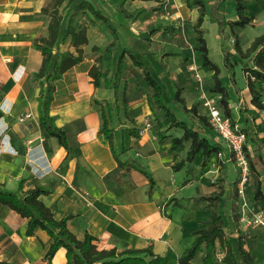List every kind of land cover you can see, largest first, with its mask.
Returning a JSON list of instances; mask_svg holds the SVG:
<instances>
[{"label": "crops", "instance_id": "crops-1", "mask_svg": "<svg viewBox=\"0 0 264 264\" xmlns=\"http://www.w3.org/2000/svg\"><path fill=\"white\" fill-rule=\"evenodd\" d=\"M56 1L0 0V183L10 191H18L21 180L24 181V190L36 186L51 188L53 192L42 195L40 199L50 207L57 219L71 217L68 227L80 239L87 232L95 236L99 250L116 248L123 251L128 248H146L152 244L155 254L169 257L170 264H179V257L194 243L196 230L204 226L211 216L206 208L208 203L194 199L214 192L218 186V177L222 174L225 178L223 171H230L234 164L224 159L227 158L225 152L223 160L226 162L223 164L226 168L222 171L215 154L207 166H203L204 155L201 151L193 162L187 163L180 171H174L173 166L186 159L190 143L185 142L176 151H170L172 139L182 136L183 131L178 128L167 131L165 127H155L157 122H152L149 117L151 111L148 96L143 94L144 87L138 81L142 70L136 66L126 69L124 63L119 91L123 90L124 93L127 83L125 96L128 118L122 110L121 100L114 107L115 110H111L110 117L111 127L114 129V149L125 164L119 165L109 142L101 133L102 104L96 103V99L104 100L103 106H106L105 100L111 103L112 90L95 88L89 75L95 64L100 65L92 58L91 54L96 53L92 51L93 46H101L113 40L110 30L99 24L84 26L89 38V43L83 46L84 61L72 67L63 79L56 82L55 100L51 105L52 115L57 117L58 125L67 132L72 152L69 153L62 147L56 137L48 135L40 125L38 98L41 87L33 79V75L41 66L42 54L34 47V43L36 39L49 35L48 27ZM89 1H94L105 15L114 19L113 22H116L117 17L121 24L126 25L129 44H125L122 33L114 22L120 36L114 49L115 61L118 60L115 50L120 43L123 44V50H132L136 57L141 53L150 61H157L159 65L155 64V77L161 79L165 97L169 93L170 100H175L177 88L180 87L187 106L190 108L198 103L199 113L202 115L206 113L204 96H212L220 101L221 94L210 91L214 85L213 71L202 67V60L196 50L199 44L193 25L199 16L197 9H188L185 0ZM124 1L128 10L143 8L145 13L136 21L126 19L121 10ZM206 1L208 8H211L212 2ZM252 2L254 0L246 1L248 8ZM258 3L264 6V0ZM235 4L236 2H231V14L226 5L224 7L230 20L238 17L237 11H233ZM175 16L182 22V27H191L188 37L191 38L190 48L197 53L196 69L189 59L191 53L188 47L176 46L173 49L174 56L164 57L166 53H170L166 52L167 43L152 40L161 33L157 28L169 23L165 18L175 20ZM211 21V17L207 15L202 26L208 48V28L213 32L218 31V25ZM148 30L155 31L150 42L144 40L140 43L134 40L141 38L140 34ZM236 31L241 36L242 30ZM241 38L242 36L240 40L245 49L254 40L252 38L245 44ZM231 43L235 44L234 38ZM67 50L76 51L70 38L60 46V51ZM99 53L103 56L105 54ZM162 60L168 66L167 72L162 68ZM238 68L242 70L241 66ZM242 80L243 84L239 83L242 89L240 95L234 87L232 90L229 86H224L230 95L234 119L247 126V116L242 113L241 106L246 109L255 107L251 103L252 96L245 75ZM257 86L262 87L264 100V84L258 82ZM140 88L142 90L138 91ZM176 104L171 106L178 110ZM28 113L32 117L20 121ZM256 113L259 118V115H264V110L256 109ZM119 119L123 124L116 126V120L121 122ZM131 120H135L136 124H127ZM147 121L152 123V128L140 135L139 130ZM132 127L136 128L134 129L138 135L131 134ZM203 132L210 140L219 142L213 129L204 127ZM161 133L166 137L163 140L160 139ZM259 135L264 139L260 132ZM136 166L152 173L156 180L151 197L148 195L149 180ZM260 181L264 193V181L262 178ZM228 182H225L227 189ZM174 201H178L181 206H174ZM256 204L263 208L261 202ZM229 209L231 205L226 207V210ZM220 210L223 215L221 204ZM226 224L230 227L232 243L236 245L239 235H244L246 247L256 255L260 264H264V227H243L233 218V214L226 220ZM27 226L28 219L0 204V260L13 264H67L65 248H60L52 259L47 258L52 242L50 236L38 228L33 236L28 237ZM203 254L204 249L191 264H203ZM146 259L149 261L151 257Z\"/></svg>", "mask_w": 264, "mask_h": 264}, {"label": "trees", "instance_id": "trees-1", "mask_svg": "<svg viewBox=\"0 0 264 264\" xmlns=\"http://www.w3.org/2000/svg\"><path fill=\"white\" fill-rule=\"evenodd\" d=\"M212 7L208 9L206 0H185L186 6L190 10L197 9L199 16L197 22L193 25V31L196 33V41L199 44L196 47L198 56L202 60L201 65L213 71L212 78L214 85L210 88L212 93L221 94L219 101L220 108L230 117L233 123L236 120L233 117L230 104V95L224 86L220 75L221 69L211 57L208 44L205 38V31L202 26L207 15H210L216 21L221 37V49L224 58V64L228 71L230 82L236 93L241 94L242 89L237 82L236 67L242 66L244 75L247 80L248 90L252 96L251 103L255 109H246L243 106L242 113L247 116L246 129L242 128L248 137V141L256 145L259 158L261 160L264 172V139L260 137L255 120L258 118L257 110H264L263 89L258 87L257 83L264 84V32L256 36L248 48H244L241 44L240 35L236 29H243L247 26L255 25L254 16L247 14V0H235L236 11L238 17L234 20L227 19L225 14V3L227 0H211ZM261 1V0H255ZM64 2L66 4L64 5ZM63 6V7H62ZM61 8H63L61 10ZM65 10L66 14H63ZM122 13L126 19L136 21L144 13L145 9L138 8L130 11L125 6V1L121 6ZM80 13L88 14V18L92 24L101 21L107 29L110 30L113 40L105 42L101 46H93V52L107 53L108 58L100 67L95 64L89 71L95 88L111 89L115 93L119 91L121 84V74L125 60L129 56L134 66L143 70V82L152 90V95L148 102L151 111L156 113L162 111L165 119L170 123L171 128H178L183 131L182 136L172 139L170 151H176L185 142L190 143V150L186 159L177 162L173 169L180 171L187 163L193 162L197 154L201 151L204 155L203 166H207L208 161L214 154H219L224 146L220 142L212 141L205 135H202L200 128L208 127L212 129V125L206 115L199 113L198 103H194L190 108L187 106L186 98L182 96V88L178 87L175 95V101L181 112L188 118L192 116L197 119L201 125L193 123L190 125L186 120L179 119L176 111L172 106L168 105L165 100V89L162 86L160 78L154 76L147 64L140 61L130 49H124L115 61L113 58L114 49L120 40L119 30L112 19L103 13L94 1L89 0H57L55 9L52 12V18L49 23V35L36 39L34 47L42 54V63L39 70L34 73L33 79L40 84L41 93L39 100V118L41 128L50 136L56 137L62 147L71 153L67 132L64 127L58 125L57 117L51 113V105L55 100L56 82L63 79L65 73L72 67L82 63L85 58L84 45L89 43L87 31L80 29L77 17ZM230 28V32H227ZM71 39L72 45L76 51H60L61 44ZM235 39V50L232 51L227 43L230 39ZM174 53H166L165 56H174ZM162 68L167 72L168 66L162 60ZM112 75V76H111ZM127 83L124 87L123 103L125 106V114H128V104L126 100ZM96 103H99L96 101ZM111 112L107 106L102 105L103 125L101 133L109 142L115 159L119 165L124 166L117 156L114 149V129L110 122ZM252 120V122L250 121ZM249 122V123H248ZM133 135H138L135 129L130 131ZM164 133H161L160 139L163 140ZM247 156L251 165V171L255 170L252 154L247 149ZM220 169L223 167V160L218 157ZM136 169L142 172L149 180L148 195L151 197L156 186V180L152 173L142 167L136 166ZM222 182V183H221ZM224 177L222 174L218 177L216 184L217 189L210 195H204L195 198L194 201L207 202V210L211 216L204 226L195 232V240L191 247L187 248L179 257V264H191L197 254L204 249L202 257L203 264H260L256 255L246 247L244 235H239L236 245L230 238V227L225 223V219L220 210L226 194L224 186ZM236 191L237 195V185ZM24 181H20L18 191H10L6 186L0 183V204L8 206L11 210L18 213L23 218L28 219L26 236H33L38 228L43 229L50 236L52 242L46 254V257L52 259L60 248H65L67 253V264H170L171 259L167 256L157 255L153 251L152 244L146 248H128L119 251L116 248L99 250L97 246V238L90 233H86L85 237L80 239L68 227V220L71 217L57 219L54 213L41 199L42 195L53 192L51 188L44 186H36L33 189L24 190ZM251 198L255 202H261L264 207V193L262 191L261 182L259 181L255 191L251 194ZM174 206H181L178 201H174ZM236 206H232L233 212ZM237 219V216H234ZM151 257V260H147ZM0 264H13L11 262L0 260Z\"/></svg>", "mask_w": 264, "mask_h": 264}, {"label": "rangeland", "instance_id": "rangeland-1", "mask_svg": "<svg viewBox=\"0 0 264 264\" xmlns=\"http://www.w3.org/2000/svg\"><path fill=\"white\" fill-rule=\"evenodd\" d=\"M231 2L235 3V0H227L226 3H225L228 11H230ZM258 2L259 1H255L254 0V2H252L250 4L249 8H248L249 11H247L248 15L254 16L255 25L254 26L249 25L246 28L241 29L242 30V34H241L242 38L241 39L243 40V42L245 44L248 43V41L251 40L252 38H255L256 36H258V35H260L261 33L264 32V6H262V4H260ZM207 7H208V5H207ZM208 9H210V8H208ZM166 11L168 13L170 12L169 9H167ZM225 11H226V9H225ZM233 11H234V13H236V4L234 6V10ZM63 14L64 15L66 14L65 10H63ZM225 14H226V12H225ZM229 14H231V11L229 12ZM170 15H173V14H170ZM226 17H227V15H226ZM115 18H116V22L115 21L114 22L119 27V29H120V31L122 33V39L124 40L125 44H129L128 43L129 38H128V34H127L128 32H127L126 27H125L126 25L121 24V22L119 21V19L117 17H115ZM174 18H175V20H171L169 18H165V20H167L169 23L166 26L162 25L161 27L157 28V30L161 32V33H159L158 38L155 37V38L152 39V37H154V35H155V33H154L155 31L151 32V31L148 30L144 34H142V33L140 34L141 38H136L134 40L135 41H139L140 43H143L144 40L150 42L151 39L152 40H157V41H159L161 43L165 42V43H167L166 52H170V53H173V49H176V46H180V45L181 46H186V47H188V49H189V51L191 53V56H190L189 59L191 60L192 65L195 66L194 69H196V67H197L196 63H197V60H198L196 58L197 57V53L190 48L191 38L188 37V34H189V31H190L191 27L188 28L186 25L184 27H182V25H181L182 22L180 20L178 21L176 16ZM211 19H212L211 22L216 23L215 20L213 21L212 17H211ZM227 19H228V17H227ZM80 20H82V23H80ZM77 21H79V26L78 27L82 28V29H84V26L91 27V26H96V24H99L104 29H107L105 27V25L101 21H96V24H92L90 22L89 18H88V14L83 15V13H80L78 15V17H77ZM208 31L209 32H207V33L209 35L210 57L215 63H217L219 65V67L221 69L220 78H221L222 82L224 83V85L229 86L230 89L233 90V85L230 82V77H229L228 71H227V69L225 67V64H224V58H223V53H222V49H221V37L219 35V29H218V31L213 32L212 29H210V27H209ZM227 32H230V28H227ZM134 44H136V42H134ZM227 45L230 48V50H232V51L235 50V44L232 45L231 39L228 41ZM138 46H141V44H139ZM232 46H233V48H232ZM122 50H123V44L120 43L118 48L115 50V55L118 58L121 55ZM91 55H92V58L95 59V61L100 64L99 65L100 67H102V65L104 64V62L108 58L107 53H105L104 56L100 55L99 52L93 53ZM137 58L139 60H142V61L146 62L148 67L150 68V70L154 74V76H157V71L155 69V64L157 63L159 65V63L157 61H154V60L150 61L149 58L148 59H147V57L145 58V56L142 55L141 53L137 56ZM129 66L131 68L132 66H134V64H133L131 58L128 56L126 61H125L126 69H128ZM238 67H240V66L236 67L237 82H238V84L239 83L243 84V80H242V77H244L243 72H242L243 69L241 70ZM138 81H140L141 85H143V87H144V89H143L144 93L143 94L148 96V98H147V100H148L149 97L152 95V90H151V88L148 85H146L143 82V70H142V73H140V75L138 76ZM139 85L140 84H138V87H139ZM139 90H142V89L140 88V89H138V91ZM146 90H148L149 92H147ZM167 91H169V90L167 89ZM101 93H103V91H101ZM101 93L99 92V95H101ZM111 93H112L111 96L113 97L112 98V102L110 103L108 100H105L106 101V106L108 107L110 112H111L112 109L115 110L114 107L118 106V101L119 100L122 101V110L125 111V106H124V103H123V98H124L123 97L124 96L123 90H120L117 93H115L112 90ZM168 94L169 93H166V97H165L166 102L170 106L173 105V104L175 105L176 104L175 100H172V99L170 100ZM96 101L99 102L98 104H102L103 105L102 101H104V100L96 99ZM94 103H95V101H94ZM176 106H177V104H176ZM148 107L150 108L149 103H148ZM146 109H147V107H146ZM173 109L176 111V115H177V117L179 119L186 120L190 125H192L194 122L197 123V125H201L198 122L197 119H194L192 116H190V118H188L185 114H183L181 112V110L179 109V107H178V110L175 109V108H173ZM150 111H151V109H150ZM126 117L128 118V115ZM149 117L152 120V122H154V123L157 122L156 125H155V127L157 129L165 127V128H167V131H172L173 130V128L170 127V123L165 119V115H164V113L162 111H157L154 114L151 111ZM119 121H121V119H119ZM134 121L135 120H131L132 124L130 122H127V124L132 126L133 124H136ZM250 121L252 122V120H250ZM257 121H258V123H257ZM255 122L258 125L257 128H258L260 134L264 137V115H262L261 117L259 115V118H257L255 120ZM120 124H123L122 121L118 123V120H116V126H119ZM164 124H165V126H164ZM240 125L244 129H246V127H247L244 124V122L241 123ZM132 128L134 129L135 127H132ZM170 129H172V130H170ZM212 129H213V127H212ZM199 130H200V132L202 134V132L204 131V127L203 128L201 127ZM176 131H178V130L176 129ZM248 144H249V152L252 154V157H253V160H254V165H255V170L251 174L250 181H249L248 186H247V193L250 194L252 191H254L256 189L257 184L260 181V178H262V180L264 181V172H263V166H262L261 160L259 158V152H258V149H257L256 145H254L252 142H249V141H248ZM225 152H227V156H228V151L226 149H223L220 153H223V156H224ZM215 155L217 156V158L219 157V154L218 155L215 154ZM221 158H223V157H221ZM222 165H223V167H222L221 171L223 170V168H226L224 164H222ZM228 166H231V164H228ZM223 172H224V175H226V177L224 178V182H223L225 187H226V183H225L226 180L229 181L228 182L229 183L228 184L229 185V189L226 188V194H225L224 199H223V201L221 203L223 217L225 219V223H226V220H228L229 217H232V214H233V218H234V216H237V221H239L238 220V214L236 213V212H238L237 209L239 207V198L235 194L236 182H237V179H238V170H237V167H231L230 171L229 170H227V171L225 170ZM229 205H231V209L226 210V207H228ZM233 205H235L237 207L236 211H234V212L232 210V206Z\"/></svg>", "mask_w": 264, "mask_h": 264}, {"label": "built area", "instance_id": "built-area-1", "mask_svg": "<svg viewBox=\"0 0 264 264\" xmlns=\"http://www.w3.org/2000/svg\"><path fill=\"white\" fill-rule=\"evenodd\" d=\"M199 80L201 77L197 74ZM203 106L206 109L205 115L208 117L214 131L217 134L218 140L223 144L224 149L228 151V156L225 160L233 162L234 167L238 170V186L237 196L239 198L238 218L241 226L249 228L253 226L264 227V207H258L251 196L247 193V186L252 174L251 165L247 156L249 150L248 137L241 125L228 117L220 108L219 101L212 96H204ZM32 114L28 113L20 118V121H25L26 118H31ZM152 128V123L147 121L145 126L139 130L140 135H143ZM219 157H223V153H219ZM223 160V158H221ZM223 160V162L225 161ZM226 162V161H225Z\"/></svg>", "mask_w": 264, "mask_h": 264}]
</instances>
